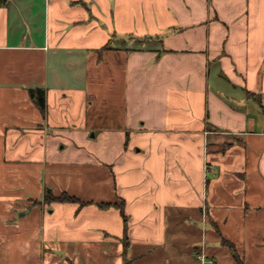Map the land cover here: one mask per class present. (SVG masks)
Here are the masks:
<instances>
[{"label": "crops", "instance_id": "1", "mask_svg": "<svg viewBox=\"0 0 264 264\" xmlns=\"http://www.w3.org/2000/svg\"><path fill=\"white\" fill-rule=\"evenodd\" d=\"M128 262L264 264V0H0V264Z\"/></svg>", "mask_w": 264, "mask_h": 264}, {"label": "trees", "instance_id": "2", "mask_svg": "<svg viewBox=\"0 0 264 264\" xmlns=\"http://www.w3.org/2000/svg\"><path fill=\"white\" fill-rule=\"evenodd\" d=\"M29 94L30 97L32 98V100L34 101V103L37 105V107L41 110V112L43 114L46 113L47 111V99H46V91L43 88H30L29 89ZM45 201L47 203H51V202H61V203H80L83 204V202H81L77 197L72 196L68 193H62L60 196H55L52 193L47 194ZM38 203V202H37ZM102 207H108L110 206L109 204H101ZM122 215L125 219V223L127 222V218L124 212V208L120 207ZM126 228V232L125 234H127V228L128 226L125 225ZM126 264H129L126 263Z\"/></svg>", "mask_w": 264, "mask_h": 264}, {"label": "built area", "instance_id": "3", "mask_svg": "<svg viewBox=\"0 0 264 264\" xmlns=\"http://www.w3.org/2000/svg\"><path fill=\"white\" fill-rule=\"evenodd\" d=\"M199 258L203 259V258H205V256L204 255H200Z\"/></svg>", "mask_w": 264, "mask_h": 264}, {"label": "rangeland", "instance_id": "4", "mask_svg": "<svg viewBox=\"0 0 264 264\" xmlns=\"http://www.w3.org/2000/svg\"><path fill=\"white\" fill-rule=\"evenodd\" d=\"M35 203H37V202H35Z\"/></svg>", "mask_w": 264, "mask_h": 264}]
</instances>
